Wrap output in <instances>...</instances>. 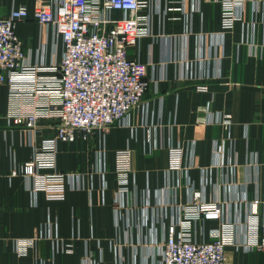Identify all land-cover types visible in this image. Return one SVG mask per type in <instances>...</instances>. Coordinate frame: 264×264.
<instances>
[{
	"label": "crops",
	"instance_id": "obj_1",
	"mask_svg": "<svg viewBox=\"0 0 264 264\" xmlns=\"http://www.w3.org/2000/svg\"><path fill=\"white\" fill-rule=\"evenodd\" d=\"M36 5L0 0V19L25 7L27 17L15 33L26 60L58 64L62 43L34 21ZM150 10V35L127 50L129 59L147 66V109L132 111L128 126L110 128L103 178L95 171V132L86 141L58 143L56 170L75 178L32 198L24 178L10 172L14 163L29 160L34 139L10 124L7 87L0 83V264H158L172 209L193 192L223 205L222 222L231 224L232 238L226 264H264V252L247 246L246 225L255 201L257 221L264 222V0L248 1L238 10L241 20L224 33L216 0H152ZM199 84L205 92L196 90ZM53 124L41 121L36 141L50 138ZM170 145L182 148L187 170L167 173ZM126 148L133 172L129 193L120 198L113 152ZM220 224L196 221L194 239L209 241V231ZM19 239H35L25 257L15 253Z\"/></svg>",
	"mask_w": 264,
	"mask_h": 264
},
{
	"label": "built area",
	"instance_id": "obj_2",
	"mask_svg": "<svg viewBox=\"0 0 264 264\" xmlns=\"http://www.w3.org/2000/svg\"><path fill=\"white\" fill-rule=\"evenodd\" d=\"M220 5L218 25L221 33L230 31L241 20L238 10L252 0H216ZM34 21L43 29L51 28L62 43L58 64L45 65L42 60H26L15 25L27 17L25 7L12 8L0 19V83L7 87L10 104L9 122L29 131L34 139L29 160L15 164L11 177L21 175L32 198L50 189H63L74 174L56 170L58 143H72L77 137L88 140L99 133L95 171L106 173V136L114 125L128 126L130 113L147 106L144 96L148 87L147 66L129 59L127 50L150 35L152 0H35ZM113 13H119L114 17ZM185 80H203L187 75ZM199 84L196 90L205 92ZM53 121L50 138L36 141L39 123ZM222 125L227 130L229 119ZM146 140L150 141L147 131ZM167 173L187 170L183 150L170 145ZM132 151L113 152V175L120 198L129 193L132 174ZM147 195V193H146ZM224 208L218 201L207 202L201 192L192 193L184 205L172 209L171 223L159 248L158 264H226V247L232 244L231 224L222 222ZM255 201L246 220L248 247L264 252V222L257 221ZM199 220L221 221L209 231V241L198 242L193 224ZM229 231V233H228ZM35 239L14 242L15 253L25 257ZM57 245V242L55 243ZM66 251L71 247L65 246Z\"/></svg>",
	"mask_w": 264,
	"mask_h": 264
}]
</instances>
